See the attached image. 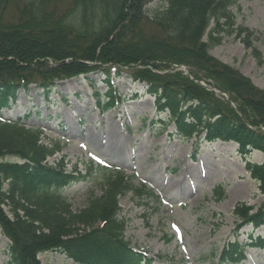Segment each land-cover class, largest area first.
<instances>
[{
    "label": "trees",
    "instance_id": "1",
    "mask_svg": "<svg viewBox=\"0 0 264 264\" xmlns=\"http://www.w3.org/2000/svg\"><path fill=\"white\" fill-rule=\"evenodd\" d=\"M154 1L163 7L149 15L146 6ZM237 1L0 0V227L9 240V264H40L38 254L47 251L62 253L74 264L154 263L124 239L116 186L73 211L60 193L77 175L46 162L58 146L42 143L41 133L26 127L29 115L3 119L17 89L25 88L31 75L48 91L56 77L104 73L106 91L94 95L104 111L122 102L109 76L112 69L118 75L126 67L131 80L143 83L154 97L156 112L165 114L157 123L172 125L175 135L193 136L194 145L219 139L235 142L242 153H264V131L256 128L264 127V90L209 53L219 43L223 25L251 46L254 32L235 27L231 7ZM58 3L66 5L56 11ZM10 6L14 16L5 17ZM172 64L187 66L189 76L157 73ZM201 79L212 80L227 93L235 109L195 82ZM248 170L264 193V163H251ZM214 193L223 196L219 187ZM250 210L245 204L234 206L238 227L264 225V202ZM249 241L264 250V236ZM244 246L229 242L221 262L234 264L243 258Z\"/></svg>",
    "mask_w": 264,
    "mask_h": 264
},
{
    "label": "rangeland",
    "instance_id": "2",
    "mask_svg": "<svg viewBox=\"0 0 264 264\" xmlns=\"http://www.w3.org/2000/svg\"><path fill=\"white\" fill-rule=\"evenodd\" d=\"M64 5L58 3L55 10ZM162 7L154 1L146 11L152 15ZM231 9L235 27L254 32L251 46L247 48L235 33L228 34L223 25L220 41L211 45L209 53L264 90V0H238ZM12 15L10 6L4 16ZM212 26L211 22L208 30ZM120 69L118 75L113 71L109 80L123 101L105 112L94 97L106 90L104 73H90L88 78L56 77L48 84L47 95L36 83V75H31L28 85L17 89L16 101L9 103L3 119L29 115L26 127L37 129L42 143L58 146L59 151L46 162L77 175V180L60 193L73 211L116 186L117 217L124 222V239L145 251L154 259L153 264H224L221 252L235 240L246 247L244 257L234 264H264V250L251 247L247 241L251 227H238L233 213L237 204H245L253 212L264 202L260 184L248 170L251 163L264 162V153L250 149L242 153L235 142L219 139L194 145L193 136L175 135L172 125L157 123L165 114L156 112L154 98L145 87L131 80L126 67ZM175 71L190 74L183 64L157 73ZM195 82L209 86H203L206 90L220 91L212 80ZM228 104L234 109L231 102ZM256 128L264 131L260 125ZM114 143L120 144L118 153L111 151ZM217 186L222 198L213 192ZM261 234L263 227L252 237ZM7 247L0 228V264H8ZM37 257L40 264H74L54 251Z\"/></svg>",
    "mask_w": 264,
    "mask_h": 264
},
{
    "label": "bare ground",
    "instance_id": "3",
    "mask_svg": "<svg viewBox=\"0 0 264 264\" xmlns=\"http://www.w3.org/2000/svg\"><path fill=\"white\" fill-rule=\"evenodd\" d=\"M121 150L120 148V144L118 143H114L112 146H111V151L112 153H118L119 151Z\"/></svg>",
    "mask_w": 264,
    "mask_h": 264
}]
</instances>
